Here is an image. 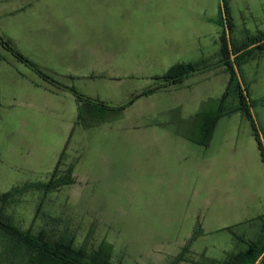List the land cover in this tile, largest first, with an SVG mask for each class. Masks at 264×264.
<instances>
[{"label":"rangeland","instance_id":"374dc122","mask_svg":"<svg viewBox=\"0 0 264 264\" xmlns=\"http://www.w3.org/2000/svg\"><path fill=\"white\" fill-rule=\"evenodd\" d=\"M231 1V41L239 45L264 31V0ZM55 4L56 0H0V35L10 39L31 60V54L40 53L49 61L55 59L54 42L38 39L43 29L54 28L55 32L63 28L68 46L62 57L70 59V25L56 23L51 12ZM45 9L50 10V15L43 12L45 19L40 25L39 17L32 13ZM212 39L208 34L206 40ZM34 62L46 71L38 61ZM245 63L242 78L250 87V97L258 101L253 109L262 127L264 103L259 98L264 97V63L259 65L254 83L252 76L244 73ZM219 67L222 73L202 86L208 95L214 87L210 96L225 91L230 79L226 66L216 68ZM46 72L71 84L68 75ZM21 74L34 77V82L52 92L64 89L39 75L0 43V194L26 184L47 183L55 170L56 179H65L72 169L73 182L60 183L49 191L32 187L18 194L5 206L13 222L35 233L46 230L53 239L71 234L77 246L89 251L108 242L116 264H202L203 255L218 262L225 260L235 248V240L231 231L215 228L217 208L225 210L238 202L243 205L241 211L250 216L261 210L258 203L242 199L247 178L236 162V155L245 152L248 136L253 134L250 119L239 112L216 119L213 111L185 121L175 118L167 127H135L136 108L146 103L143 108L147 122L164 123L172 119V113L165 110L164 96L144 97L122 110L121 106L132 98L131 89L123 99L121 96L118 103L127 100L122 105L101 99L109 109L93 105L92 114L77 119V97L72 95V100L69 97L64 103L46 102L30 85L22 94L26 82ZM132 81L147 86L156 82L154 77ZM108 97L104 93L99 98ZM216 100L208 99V107ZM124 114L130 118L122 117ZM192 123H204L210 130L214 126L213 138L206 145H199L200 140L207 139L204 133L190 127ZM181 135L193 137L195 143ZM166 136L167 141L161 140ZM33 164L41 167V173L28 178L24 168ZM202 217L209 221L200 223ZM247 227L239 226L235 231L240 233ZM2 249L0 242V252ZM0 264L8 263L0 256Z\"/></svg>","mask_w":264,"mask_h":264},{"label":"crops","instance_id":"0c3cea01","mask_svg":"<svg viewBox=\"0 0 264 264\" xmlns=\"http://www.w3.org/2000/svg\"><path fill=\"white\" fill-rule=\"evenodd\" d=\"M207 4L209 8H206ZM230 4H232L231 0ZM55 5L54 11L51 12L56 17V23L70 25V59L62 57L65 45L68 46L64 43L67 38L66 32L63 28L55 32L54 28H47L48 31L42 30L43 35L38 41L46 39V42H54L55 59L49 58V61H46L40 53L39 55L33 53L32 60L38 61L46 71L72 76L70 85H74L84 96L92 100L104 99L106 103H118L127 90L131 89L130 97H133L158 84L157 81L148 86L135 84L132 81L134 79L149 80L157 75H163L177 63L221 57L223 28L216 22L220 0H56ZM49 11V9L39 10L40 13L33 12L32 15H37L40 25H43L45 15H50ZM208 34L213 37L212 41L206 40ZM261 63H264V51H256L243 66L244 73L252 76V83L257 81ZM221 73L222 67L196 72L180 84L162 86L149 95L139 96L130 106H134L144 97H167L165 110L172 113V119L164 123L156 120L147 122L144 115L146 108H143L146 103L136 108L135 127H167L175 118L185 121L187 117L193 119L198 114L205 115L213 111L216 113L219 105L217 103L219 100L216 99L218 96L220 99L224 90L210 96L213 95L214 87L208 95V91L202 86ZM20 76L26 82L22 94L26 93L24 90L30 85L29 88L40 93V99L46 102L63 101L64 103L72 95L76 97L70 90L52 92L34 82V77L30 78L24 74ZM104 93L109 97L99 98L103 97ZM211 98L215 99L216 103L208 107L207 101ZM259 99L264 100V97ZM8 102L12 103V101ZM120 103L118 105L123 104ZM124 115L122 117L130 118ZM190 127H195V131L204 133L205 124L192 123ZM262 129L264 132V126ZM182 136L195 143L193 137ZM168 139L169 136L161 138L165 141ZM203 140L197 141L199 145L203 146ZM20 157L22 158V152ZM236 157V162L241 164L240 167L247 178V184L242 188V199H245L246 203H258L261 210L255 216H250L248 212L241 211L243 205L241 203L238 205V202L233 204L232 208L225 207V210L217 208L218 224L215 228L222 229L245 223L264 214V162L252 132L248 136L247 149ZM23 168H19L21 169L19 171L21 172ZM40 168L33 164L24 169L29 174L28 178H36L41 173ZM255 170L258 172V179H255ZM13 172L15 175L19 173L16 168ZM208 221L209 219L202 217L199 222L204 224Z\"/></svg>","mask_w":264,"mask_h":264},{"label":"trees","instance_id":"16d2710c","mask_svg":"<svg viewBox=\"0 0 264 264\" xmlns=\"http://www.w3.org/2000/svg\"><path fill=\"white\" fill-rule=\"evenodd\" d=\"M216 22L223 28L221 36V57L218 61H211L210 58H202L199 61L174 64L163 75L154 77L158 82L157 85L134 95L127 104L121 106V109L123 110L131 105L139 96L149 95L162 86L180 84L191 74L225 65L226 70L230 73V79L223 95L219 99V108L214 116L218 119L239 112L250 119L253 127V135L258 142L264 162V146L259 132L260 129L262 131L263 129L259 122L256 121L251 110V107H255L258 101L250 97V87L244 82L248 95L245 94V90L241 85L234 66L236 63L243 77L242 64L247 62L256 51H264V31H260L259 34L248 37L239 45L232 39V47L230 48L226 29L228 27L230 33L233 32L234 25L231 19L230 0H220L219 15ZM0 43L8 48L19 60L32 67L39 75L60 88L70 90L80 102L78 119H81L84 114L87 115L90 114V112L92 114L93 105H99L102 108H106V110L110 108L101 101H94L79 93L74 85H66L56 77H52L36 62L19 51L10 39L0 35ZM255 43H257V45L251 47V45ZM233 54L235 55L234 59L232 58ZM70 78L73 77L70 76ZM260 102L264 103V100ZM96 112L97 111H95V113ZM99 114V116L102 117L101 113ZM209 127V125H205L203 128L207 141L202 144L205 145L213 134L214 126L211 127V130ZM69 172L70 174L67 178L56 179L57 170H55L47 183L26 184L0 194V242L3 246L0 256L4 260H7L8 264H116L112 260V247L108 242H103L100 247L95 248L93 251H89L85 247L77 246L75 237L71 234L66 233V235L60 238L53 239L46 230H40L35 233L31 230L23 229L13 222L12 218L5 213V206L8 203L12 202L18 194L32 187L49 191L57 187L60 183L67 184L73 182L71 178L72 169L69 170ZM243 225L248 227L243 229L242 232L237 233L235 230ZM253 227H255L254 231H252ZM225 230L233 233L236 247L227 254V257L222 262L215 261L203 255L202 264H255L264 252V214L250 219L245 223L225 227ZM251 233L255 234V236H249ZM247 235L249 237H247ZM178 259L182 260V257ZM259 264H264V257L260 260Z\"/></svg>","mask_w":264,"mask_h":264},{"label":"water","instance_id":"95a60500","mask_svg":"<svg viewBox=\"0 0 264 264\" xmlns=\"http://www.w3.org/2000/svg\"><path fill=\"white\" fill-rule=\"evenodd\" d=\"M226 29H227L228 42H229V45H230V48H231V47H232L231 33H230L228 27H227ZM255 45H257V43L252 44L251 47H253V46H255ZM234 57H235V55L233 54V55H232V58L234 59ZM234 66H235L236 73H237V75H238V77H239V80H240V82H241V85H242L243 89L245 90V94L248 95V93H247V91H246V89H245V84H244V81H243V78H242V75H241L240 69H239V67L237 66L236 63L234 64ZM251 110H252V113H253V115H254L256 121L258 122V119H257V116H256V114H255V112H254L253 107H251ZM259 132H260V137H261V140H262V143H263V146H264V133H263V131H262L261 129H260ZM263 257H264V252H263L262 255L258 258V260L256 261L255 264H259L260 260H261Z\"/></svg>","mask_w":264,"mask_h":264}]
</instances>
